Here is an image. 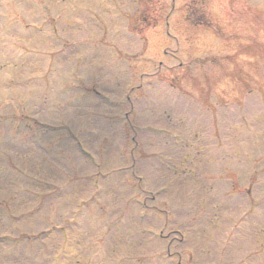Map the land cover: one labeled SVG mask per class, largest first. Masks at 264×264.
<instances>
[{"label": "rangeland", "instance_id": "obj_1", "mask_svg": "<svg viewBox=\"0 0 264 264\" xmlns=\"http://www.w3.org/2000/svg\"><path fill=\"white\" fill-rule=\"evenodd\" d=\"M200 1L0 0V264H264V0Z\"/></svg>", "mask_w": 264, "mask_h": 264}, {"label": "trees", "instance_id": "obj_2", "mask_svg": "<svg viewBox=\"0 0 264 264\" xmlns=\"http://www.w3.org/2000/svg\"><path fill=\"white\" fill-rule=\"evenodd\" d=\"M194 2H191V6H190V4L187 6V7H189L190 8V10H191V7L193 6L192 4H193ZM203 4H205V2L203 3V2H201L200 0H199V2H198V0H197V3H196V5H197V7L199 6H201V5H203ZM189 8H188V10L187 11H189ZM202 8V7H201ZM201 13H202V11H201ZM201 16L204 18V14H201ZM208 23H209V21H208ZM197 24H199V23H197Z\"/></svg>", "mask_w": 264, "mask_h": 264}]
</instances>
